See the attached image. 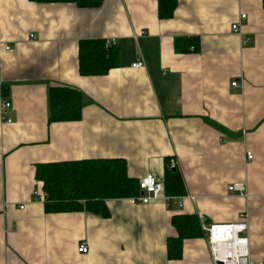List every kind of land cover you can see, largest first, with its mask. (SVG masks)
I'll return each instance as SVG.
<instances>
[{
    "label": "crops",
    "instance_id": "0c3cea01",
    "mask_svg": "<svg viewBox=\"0 0 264 264\" xmlns=\"http://www.w3.org/2000/svg\"><path fill=\"white\" fill-rule=\"evenodd\" d=\"M176 3L162 20L157 0H0V105L11 103V121L0 114V264H213L205 232L184 240L180 259L167 258L170 218L181 213L202 226L246 214L250 261L264 264L262 0ZM179 37L197 48L175 47ZM84 39L113 40L118 65L80 74ZM62 85L83 94L77 121L49 120L48 89ZM109 157L124 158L136 180L161 182L175 159L184 196L110 198L108 217L44 211L36 164ZM242 182V193L228 191Z\"/></svg>",
    "mask_w": 264,
    "mask_h": 264
},
{
    "label": "trees",
    "instance_id": "16d2710c",
    "mask_svg": "<svg viewBox=\"0 0 264 264\" xmlns=\"http://www.w3.org/2000/svg\"><path fill=\"white\" fill-rule=\"evenodd\" d=\"M36 2H71L80 6L96 5L98 0H34ZM157 16L160 19L172 17L176 0H157ZM264 7V0H262ZM195 48V39L179 37L175 47ZM78 65L82 75H103L118 64V49L102 39H84L78 42ZM48 110L50 121H77L82 114L83 94L67 85L51 86L48 89ZM162 182V192L167 196H184L185 186L177 169L168 167ZM35 179L42 184L44 211L66 212L85 210L94 215L108 217L106 201L110 198L135 196L139 183L127 174L123 158H85L35 165ZM170 223L176 235L167 237L166 254L169 260L180 259L185 239L204 235L200 220L195 214H174ZM134 264V263H127Z\"/></svg>",
    "mask_w": 264,
    "mask_h": 264
},
{
    "label": "built area",
    "instance_id": "2783aa9c",
    "mask_svg": "<svg viewBox=\"0 0 264 264\" xmlns=\"http://www.w3.org/2000/svg\"><path fill=\"white\" fill-rule=\"evenodd\" d=\"M239 19L237 22L231 25V30L235 33L240 32V20L244 19L246 15L241 13L238 15ZM30 38L35 39L34 34L29 35ZM107 44H114L113 40H108ZM8 48V47H6ZM193 49V47H191ZM143 63L136 60L132 67H140ZM232 86H236L237 82L233 81ZM11 103L8 99L4 98L0 105V114L4 121L10 122L11 119L7 117V109L10 107ZM246 158H252V152L250 150L246 151ZM168 167L171 169H176V161L173 158L168 160ZM139 192L135 196L127 197L130 204H146L155 198L161 196L162 193V182L157 180L151 174H146L140 177L138 180ZM244 190V183H233L228 186V191L241 192ZM36 195V192L34 193ZM40 197L43 194L40 193ZM168 199V197H166ZM180 206V203H177ZM206 237L208 252H210L211 260L213 264L220 261L222 264H252L250 261V251H249V236L248 234V221L246 220V214H243L242 219L238 221L229 222H214L208 225L202 226ZM77 251L82 253L87 251V243L82 241L78 246Z\"/></svg>",
    "mask_w": 264,
    "mask_h": 264
},
{
    "label": "water",
    "instance_id": "95a60500",
    "mask_svg": "<svg viewBox=\"0 0 264 264\" xmlns=\"http://www.w3.org/2000/svg\"><path fill=\"white\" fill-rule=\"evenodd\" d=\"M216 264H222L220 261H217Z\"/></svg>",
    "mask_w": 264,
    "mask_h": 264
}]
</instances>
